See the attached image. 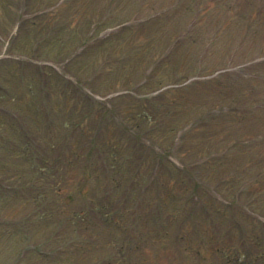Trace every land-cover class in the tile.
Listing matches in <instances>:
<instances>
[{"label": "rangeland", "instance_id": "1", "mask_svg": "<svg viewBox=\"0 0 264 264\" xmlns=\"http://www.w3.org/2000/svg\"><path fill=\"white\" fill-rule=\"evenodd\" d=\"M29 1L31 3V11L35 10V8H45L47 12H51L45 14L44 18L42 16L36 18V20L29 21L22 29L20 35L10 43L13 25L18 22L19 16L29 13V10L26 8ZM57 1L0 0V104L2 107L5 106L4 108L6 109L0 108V264H102L103 260L107 261L108 259L110 262L108 264H122L121 256H124L126 259L130 258L132 260L131 264H135V261L137 264H224L225 260H228V264H235L236 262L233 260V257L234 255L239 256L237 255V247L241 243L238 242L239 236L235 223L231 222L228 218L230 215L226 217L221 216L220 221L218 218L216 219L217 221L213 220L218 229H220L216 236L212 235L213 231L208 223L209 220L206 228L201 230V234L199 230L194 234L188 235L195 242L200 241V246L203 247L200 249L203 253V258H205L204 255H208L204 261L203 259H194V255L196 254L189 251V249L183 252L177 248L175 251L177 258H173V251L170 249H158L161 239H158L154 233L160 234L163 230L149 223L151 216L148 210L150 198L152 197V193H154L153 189L151 190L150 188L145 192L148 202L139 200V203L136 204L138 206L137 210L142 211L143 220L139 219L138 226L132 221L136 216L134 210V206H136L135 200L139 198V190L133 185L137 184L139 179L148 177L152 169L150 168L151 163L149 162L147 165L141 164L135 170L133 169L136 166L135 161L132 162L129 168H126L124 163L118 162L119 158L128 156L125 155L127 153L125 148L129 147L131 149L130 145L132 142H125V140L113 135V133H116L114 123L117 124V116H115V119L105 115V113L101 114V110L99 113H89L88 102L82 96H78V92L81 90L74 89L73 91V87L77 84V86L85 84L86 76L98 69L97 64L101 60V57L104 60L106 58L114 61L119 60L118 55L122 52L120 51L122 47L118 46V44L128 45L130 39H138L140 45L145 44L146 41L142 36V30L138 31L137 34L135 31L130 30L120 35H114L116 37L113 36L110 43L106 42V46L89 51L87 55L73 63L72 66L69 64V70H67L62 58L74 50L80 43L78 42L80 39L73 35V39H67L61 43L60 41L65 37V33L60 32L57 28L52 29L50 32L43 29L45 25L52 24L58 18L59 11L54 10V5L57 4ZM172 1L147 0L142 4L146 9L153 7L157 10H163L162 8L169 6ZM216 1L217 3L219 2L217 5L215 4ZM236 1H238L239 7L243 6L250 9L252 12L251 20L247 21L241 17L239 10L236 11L237 7L233 9L236 17L233 18L232 14V16L227 17L225 20L220 10L225 0H206L202 4L201 22L204 21L205 24L209 25L210 34H213V31H215L220 36L219 42H217L215 47L213 43L207 44V50L203 55L206 63L208 61L209 63H213L218 58L221 59L226 55L228 56L223 60L227 59V62H237L239 59L252 57L255 53L264 51V0ZM107 2L108 0H89L88 6H85L84 9H78L79 12L84 11V13H81V16L78 14L79 17L76 20L75 14L70 17L73 20L72 23L76 21L82 22L81 28L87 32L90 26L86 24L88 22L84 19V15L90 14L94 20L98 19L103 13H106ZM125 6L126 2L121 0L118 5L112 7V10L122 15L125 11ZM213 7L215 9L212 10ZM74 12L78 13L77 10ZM178 16L182 20L189 18L188 15L183 13H179ZM231 17L232 19H230ZM255 17L257 18L253 19ZM260 18L263 19L262 22H260ZM89 21L94 22L91 19ZM167 21L171 22V20H166L161 24L165 25ZM217 21L221 23L218 30L215 27ZM39 41L40 49L36 50L33 43H38ZM199 47L195 48L194 51L196 52ZM105 49L106 56L103 58L102 55ZM141 49L133 50L134 55L131 57V63L124 65L106 63L105 70L101 74L100 81L97 84L101 88L100 90L103 89L102 91L107 93L103 97L100 96L103 100L109 99L113 94L127 92L125 93L127 97L116 99L115 103L121 104L125 110L124 114L129 116L132 123L141 120L140 108L143 104L140 100L135 99L137 95L142 91L144 93L146 89L148 90L157 86L158 81L156 79L159 77L161 78L166 74L173 75L175 70L181 67L179 62L166 68L163 66L158 67L155 79L142 89L136 84L137 82L132 84L127 82V79L136 76L133 79L135 80L143 74L144 62L141 58L144 54L147 56L148 52ZM178 53L180 54L176 58L180 61L183 57L180 51ZM258 69L264 73V65L258 67ZM60 78H62V81ZM64 78L70 79V85L63 84ZM39 79H46L47 84L39 86ZM163 80L166 81L168 78H164ZM246 85H249V83ZM248 88L250 89L249 94L252 100L253 97L258 100V97H261L264 100V82L256 83ZM45 91H48L47 96L42 95ZM83 91H86L89 95H93L87 87L83 88ZM204 92L210 95H218L214 89H208ZM193 96L196 97L195 94ZM188 101L191 100L188 99ZM196 101L197 99L195 98ZM216 101H219L218 97H207V102L203 105L206 107ZM43 102L51 106L56 120H59L52 127L48 125L49 123L46 122L45 114L42 113ZM259 107H264V102L260 103ZM7 110L13 111V114L20 115L21 119L17 123L12 122L10 118L6 117L8 115L5 113ZM260 117L253 118L249 126L248 123H242V129L236 124L230 128H220L217 131L218 136L221 137L218 147L231 143V139L241 133L242 136L255 137V140L250 143V146L254 147L250 152L256 153L259 155L258 157L263 158L252 163L253 169L256 172L264 170V116ZM73 122H77L80 126H78L79 131L74 130V132H71L73 133L71 135V133L67 132V129ZM118 122L120 124V120ZM22 125L27 132L30 134L34 133L36 137L32 136L25 139L22 135ZM117 126L119 128L124 127L123 123ZM219 127L220 125L214 128L218 129ZM94 135L101 136L100 138L96 137L95 140H107L112 147L113 145L117 146V149H109V153L111 154L109 156L113 161L111 174L123 180L125 177H122L121 173L125 170L126 181H128L130 175L136 173L130 182L133 184L131 186L133 199H126L122 203L125 207L123 209L121 205L119 215H116L119 207L112 203L114 202L113 199L102 202L103 194L106 192V181L103 177V171H100L102 168L100 155L91 148L97 145L95 141L92 143L89 140ZM160 135L163 136V133ZM64 137H70L72 142L70 148L73 149L79 146L76 151H80L84 156L82 157L81 164L65 166L68 170L66 174L69 177V185L67 187H63L58 191V188L61 186L59 180L54 182L55 185L49 184L51 189L57 190L54 193V199L58 201L57 203L54 202L57 214L55 215L51 212L49 204L52 199L45 203L43 202L44 204L40 202L43 207L40 204L36 205L34 199L39 200L37 192H41L43 189V182L40 179L43 176L42 173H46L43 169V171L39 170L44 164L42 163L43 160L40 161L42 158L41 154L48 158L49 163L50 157L57 151V146L55 150L51 146L63 145ZM27 140L29 143H32V148L35 149H32L33 153L27 152V146H29ZM211 140L214 141L213 138H210L208 140L209 145L205 144L200 147L197 156L202 150H206L213 145L211 144ZM218 140L219 137L216 141ZM186 149H192L191 145L186 147ZM196 152L192 155H196ZM25 153L28 156L31 155L33 160H27L28 156L24 157ZM132 153L133 151H131ZM28 161H33L38 165H33ZM180 161L182 162L181 159ZM226 167L229 169L231 166L227 165ZM56 168L57 172L64 169L62 166H57ZM247 172V170H244L243 173L246 175ZM162 173L163 170L159 176L164 181L163 185L161 183L162 197L170 203L171 208L169 210L173 209L176 205L174 214H177L186 204V199L183 200L187 195V192L184 190L185 185L176 177L169 178L167 172L165 174ZM261 179L262 185L254 187L250 191L252 194L264 191V175ZM33 183L37 185L32 186ZM232 184V182L229 183V186ZM21 185L27 186L20 187ZM234 185L236 186L237 183ZM14 186L20 187L18 188V192ZM222 189L223 192L217 194L223 197L225 196L223 194H225L226 188L222 186ZM135 191H137V194ZM206 200L208 202L213 201L210 196H207ZM153 202L152 198L151 203L153 204ZM219 207L223 210V206L219 205ZM98 208H103V211H108L114 215L112 220L114 222L113 225L107 226L101 219L94 220L95 212H102ZM83 211H86V213H83ZM75 212L79 213L75 214ZM122 213L125 214L124 217ZM51 214L53 215L52 217H50ZM180 214L179 217H182L183 214ZM120 217L123 218L119 220ZM170 217L171 212L169 211V215L166 214L167 220L165 221L167 223L173 222L170 220ZM235 220L239 223L238 219ZM124 221L125 223L122 226L121 222ZM228 222L230 223L228 225L230 226V231L224 232L222 228L226 227L224 223ZM119 225L122 228H126L123 230L125 233H121L122 228ZM250 233L249 230V235ZM203 236L205 238H202ZM252 236L255 237V234L252 233ZM82 243L85 245L81 246L80 244ZM242 248L244 251H247L248 247L244 248L242 246ZM121 249L123 250L121 251ZM219 249L222 252L218 251ZM198 258L201 257L198 255ZM242 262L241 264H255V262L248 258ZM260 264H264V262Z\"/></svg>", "mask_w": 264, "mask_h": 264}, {"label": "trees", "instance_id": "2", "mask_svg": "<svg viewBox=\"0 0 264 264\" xmlns=\"http://www.w3.org/2000/svg\"><path fill=\"white\" fill-rule=\"evenodd\" d=\"M120 1L121 0H108V3L111 2L109 8L118 5ZM124 1L126 2V6L124 7L125 11L122 15L117 14L116 11L111 9L109 17L102 19L103 21H101V23L99 20L95 23L97 26H106L120 19H129L133 16L139 19V17L142 16L139 22L132 24L129 28H133L135 32L142 30V36L146 41L145 44L140 45V42L135 40V42L124 46V48L127 53L132 49L140 48L148 52L147 56L144 54L141 58L146 66L152 61H158L159 65H163V67L166 68L179 62L181 67L175 70L174 73H177L174 76L171 75L172 78H178L184 74L187 75L190 72L196 71L199 68L202 70H210L225 62L223 59L228 55L223 56L221 59L218 58V62L215 61L213 62L214 64L209 63V61L207 63L204 61L203 55L207 50V44L213 43L215 47L217 41L219 42L218 34L213 31L212 36H210L209 25L205 24L204 21L201 22V18L199 17L201 12L199 8L206 0H173L162 12L157 11V9L153 7L144 9L142 4L145 3L144 0ZM73 2H76L80 8L84 9L85 6H88L89 0H73ZM237 3L238 1L234 3L232 0H225L220 9L222 16L231 13ZM213 9L215 8L213 7L212 10ZM179 13L186 14L189 18L187 20H182L178 16ZM239 14L247 21L252 18L249 9L243 6L240 8ZM166 20H171V22L167 21L165 25H162L161 23ZM262 20L263 19L260 18V22H262ZM149 21H154L155 23ZM88 24L90 25V22ZM215 27L218 30L219 21L215 23ZM207 35L208 37L210 36L209 43H206V41L204 42ZM120 45L121 44H118V46ZM197 47L199 48L195 52L194 50ZM179 51L183 57L180 61L176 58L177 55L180 54L178 53ZM252 66L254 68L256 64ZM167 76L170 75L166 74L163 77ZM253 79H255L257 84L264 82V75H259ZM253 79L245 78L239 73L227 72L206 81L212 86V89L216 90L218 95H205L204 92L201 93L199 90H196V97L193 99L190 97V90L192 88L194 90L195 88H202L203 82H195L189 86L182 87L181 90L174 88L165 90L158 95L143 100V105L140 108L141 120H138L134 125L138 130L150 132L148 131L147 122L148 124L159 123L158 131L163 133L161 137H169L170 139V133L175 136L183 126H187L188 130L183 134L180 140L177 139L175 142L176 146L179 147L181 145V147H188L191 145V148L195 150V152L197 151L196 155H190V158L194 160L200 158V161H197V163L203 165L204 171L198 176L205 177L207 183L206 188L209 193L210 190L213 189L212 187L219 192L222 186L226 188L225 196L228 200L226 204L228 210L224 209V214H227V211H233L234 207L243 212L241 216L246 215V217L248 216L252 219L254 218L246 213L248 206L251 210L264 212V191H259L255 195V199L251 197L253 194L250 192L254 187H252L253 184H258L262 181L261 177L263 175L261 170L256 172L252 166V163L262 158L258 157L259 155L256 153L250 152L254 148L250 146V143L255 140V137L242 136L241 133L232 138L231 143L223 147H218L221 137L218 136L217 131L220 128H230L236 124L242 129V123H248L249 126L253 118H261L260 116L264 115V108L259 107L260 103H263L264 100L261 99V97H258L259 100L253 97V101L249 94L250 89L248 87L256 84L252 82ZM158 83L161 85L164 82L159 81ZM248 83L249 85H246ZM212 96L218 97L219 101L204 107L203 104L207 102V97L211 98ZM195 98L197 99L196 102ZM188 99L191 101H188ZM202 108L204 109L200 111ZM218 125H220V127L215 129L214 127ZM218 137L219 140L216 141ZM210 138L214 139V141L211 140V144L213 145L206 150L204 149L205 151L202 150L197 156L201 146L205 144L209 145L208 140H210ZM171 141L173 142V140ZM242 148H244V150H242ZM202 157H205V163ZM227 165L231 167L229 169L228 167L225 168ZM197 167L199 168L200 166ZM244 170L251 172L249 174H247V172L245 175L243 173ZM231 182L233 184L229 186ZM235 183H237L236 186L234 185ZM244 195L245 197H243ZM242 200L245 201V203L239 205ZM205 210L208 215H211L220 209L216 202H213L212 206H206ZM208 218L210 217L208 216ZM254 225L257 226V223L255 222ZM260 243V240L257 239V246L255 247L259 246L260 249L253 256V260L257 259L264 261V246L261 248ZM238 254H241L243 259H246L248 256L247 253L245 256L241 247H238ZM234 257H236V255H234Z\"/></svg>", "mask_w": 264, "mask_h": 264}]
</instances>
